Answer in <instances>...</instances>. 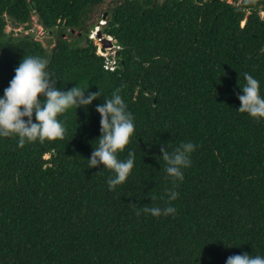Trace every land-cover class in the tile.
Masks as SVG:
<instances>
[{
    "label": "trees",
    "instance_id": "1",
    "mask_svg": "<svg viewBox=\"0 0 264 264\" xmlns=\"http://www.w3.org/2000/svg\"><path fill=\"white\" fill-rule=\"evenodd\" d=\"M154 2L0 0V97L24 56L47 59L61 91L78 84L88 86L85 96L102 93L58 117L63 139L21 148L18 137H0V264L264 257V119L240 113L237 98L244 73L264 97V0ZM97 13H107L103 32L120 46L113 71L89 38ZM34 15L56 36L51 47L34 37ZM122 85L135 132L117 157L134 151L135 161L126 182L109 191L114 173L103 164L88 168L87 160L101 135L96 106ZM182 142L196 149L183 181H175V214L137 216L145 205L169 206L174 181L160 147L171 153Z\"/></svg>",
    "mask_w": 264,
    "mask_h": 264
},
{
    "label": "clouds",
    "instance_id": "2",
    "mask_svg": "<svg viewBox=\"0 0 264 264\" xmlns=\"http://www.w3.org/2000/svg\"><path fill=\"white\" fill-rule=\"evenodd\" d=\"M107 17V16H106ZM104 15L96 21L89 32L91 38L98 45L97 53L107 57L105 68L115 70L117 63L116 39L112 35L103 32L107 19ZM103 19V20H102ZM100 21V22H99ZM24 28L19 30H23ZM74 32V29L72 30ZM102 31L103 36L99 37ZM103 37L110 39L112 45H106ZM106 46H113L114 53L109 54ZM100 50V51H99ZM109 57H111L109 59ZM48 60L39 56H24L19 66L15 69V75L9 82V86L4 90L3 97H0V137H18V146L24 147L25 143H32L39 140L63 139L66 128L58 119L71 108H87L93 100L98 99L102 93L89 92L85 96L88 86L81 87L78 84L67 91L56 88V80L52 79L47 71ZM246 84L241 88L243 95L237 94L241 102L238 111L247 113L257 121L264 119V97L260 94L259 81L252 75L244 73ZM124 86L115 89L110 99H105L104 103L96 106V111L100 114V132L98 146L94 147L88 161V168H96L103 164L104 169L111 170L114 175L108 179L109 191H114L117 186L126 182L134 167L135 153L129 151L125 159H118L117 153L123 152L130 143V138L135 132L134 117L127 111V105L119 94ZM43 96L41 101L39 97ZM35 114L36 122H33ZM27 117V121H25ZM196 149V145L191 142H182L171 153L166 145H161L159 157L166 163L164 169L167 175L173 178V188L168 189L169 206L137 208L136 215L141 213L150 214L153 217L161 215L175 214V208L170 206V202L175 200L179 193L174 191L177 186L175 181H183V169L191 166V154ZM136 207V204H133ZM226 264H264V257L259 255H233L227 258Z\"/></svg>",
    "mask_w": 264,
    "mask_h": 264
},
{
    "label": "rangeland",
    "instance_id": "3",
    "mask_svg": "<svg viewBox=\"0 0 264 264\" xmlns=\"http://www.w3.org/2000/svg\"><path fill=\"white\" fill-rule=\"evenodd\" d=\"M261 16L264 18V11H261ZM98 19H100V21H101L100 13L95 14V16L93 18V21H97ZM32 25H33L32 30H33V33H34V37L39 39V40H41L46 46L51 47L56 42V36L54 34H51L50 32H48L47 30H45V28H43V26L38 22L37 15H34L32 17ZM10 29H11L10 26H8L7 27V31H9ZM19 29H22V27H19L16 30L20 31ZM27 32L28 31H24V33H27ZM72 33H73L74 36H75V34L80 35L79 31H76V32L72 31ZM85 42H86L85 39H83V44H85ZM98 42H101V41H98ZM98 42H97V45H98ZM100 44L103 45V43H100ZM99 45H98V49H99ZM106 47H107V49L109 51V54L114 53L113 46H111V47L110 46H106ZM48 156L49 155H46V157H48Z\"/></svg>",
    "mask_w": 264,
    "mask_h": 264
},
{
    "label": "water",
    "instance_id": "4",
    "mask_svg": "<svg viewBox=\"0 0 264 264\" xmlns=\"http://www.w3.org/2000/svg\"><path fill=\"white\" fill-rule=\"evenodd\" d=\"M158 1H159V0H155L154 5H155ZM106 16H107V13L104 14V17H106ZM98 36H99V37H102V36H103L102 31L99 32ZM103 40H104V42H105L106 45H112L110 39H108V38H106V37H103Z\"/></svg>",
    "mask_w": 264,
    "mask_h": 264
}]
</instances>
